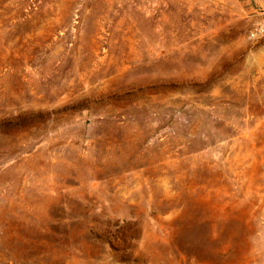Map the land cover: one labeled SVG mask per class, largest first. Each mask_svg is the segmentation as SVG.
<instances>
[{
	"label": "rangeland",
	"instance_id": "374dc122",
	"mask_svg": "<svg viewBox=\"0 0 264 264\" xmlns=\"http://www.w3.org/2000/svg\"><path fill=\"white\" fill-rule=\"evenodd\" d=\"M0 264H264V0H0Z\"/></svg>",
	"mask_w": 264,
	"mask_h": 264
}]
</instances>
